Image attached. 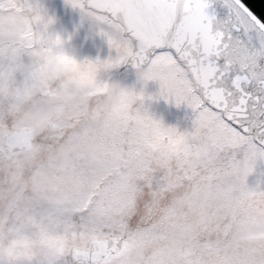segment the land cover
<instances>
[{
  "label": "rangeland",
  "instance_id": "obj_1",
  "mask_svg": "<svg viewBox=\"0 0 264 264\" xmlns=\"http://www.w3.org/2000/svg\"><path fill=\"white\" fill-rule=\"evenodd\" d=\"M133 51L82 0H0V264L94 238L122 241L101 264H264V149L170 52L133 70Z\"/></svg>",
  "mask_w": 264,
  "mask_h": 264
},
{
  "label": "water",
  "instance_id": "obj_2",
  "mask_svg": "<svg viewBox=\"0 0 264 264\" xmlns=\"http://www.w3.org/2000/svg\"><path fill=\"white\" fill-rule=\"evenodd\" d=\"M116 1L123 2L84 0V4L87 8L109 16L123 27L124 35L135 45V51L128 61L129 67L136 62L146 64L150 58L149 52L176 40L179 25L175 29L173 25L178 11L189 20V28L193 34L198 33L201 37L200 50L196 56L181 52L179 47L181 41L177 40L174 46L180 54L179 59L177 57L176 59L188 70L197 93L224 111L228 122L239 125L241 132L252 136L255 142L264 148V139H261L264 136V119H260L264 116V36L260 32H257L255 43L251 36H248L247 41L239 37L226 36L220 45L212 36L211 23L204 25L202 20H198V10L193 0H183V7L179 9L180 0H125L129 5L118 4ZM241 2L264 23V0ZM213 5L217 18L221 14L225 16L228 14L227 0H213ZM143 34L145 41L142 40ZM217 48L227 57L223 66L212 59ZM40 95L48 96L49 92L42 91ZM28 136L29 129H20L17 134L7 135L4 141L7 154L25 150L28 146ZM109 241L112 243L114 240ZM109 241L91 240L89 244L97 245L96 251L73 247L72 262L77 264L80 261L85 263L101 261L108 252L106 247ZM110 249L113 255L120 252L122 241Z\"/></svg>",
  "mask_w": 264,
  "mask_h": 264
},
{
  "label": "snow or ice",
  "instance_id": "obj_3",
  "mask_svg": "<svg viewBox=\"0 0 264 264\" xmlns=\"http://www.w3.org/2000/svg\"><path fill=\"white\" fill-rule=\"evenodd\" d=\"M196 8L198 10V20H202L204 25L211 23L212 25V36L216 38V42L220 45L223 44L226 36L230 37H239L247 41L248 36L253 38V42L256 41L257 32H260L264 36V23H262L254 13L250 11L241 0H227L228 14L225 16L223 14L217 18V15L214 12L213 0H193ZM183 7V0H180L178 9ZM190 21L185 19L184 16L177 12L175 17V24L173 25L174 29L179 25V31L176 33V40H172L170 43H166L161 47H156L153 51L149 52V56L157 55L161 52H170L174 57L179 59V52L177 47L174 45L176 41H181L179 47L181 52L190 53L192 56H196L200 50L201 37L200 35L193 34L189 28ZM245 29H248L246 32ZM88 43L87 40L84 41ZM217 56L219 57L217 59ZM227 57L223 52L217 48L216 54L212 56V59H215L218 64L223 66L224 60ZM199 94V93H198ZM201 99H204L201 95ZM204 106L211 107L213 111H219L221 116L225 119L224 111H221L219 108L210 104L207 99H204ZM260 119H264V116H261ZM231 123V121H229ZM247 123V121H245ZM239 129V125H233ZM242 130V129H241ZM264 139V136L261 137Z\"/></svg>",
  "mask_w": 264,
  "mask_h": 264
},
{
  "label": "bare ground",
  "instance_id": "obj_4",
  "mask_svg": "<svg viewBox=\"0 0 264 264\" xmlns=\"http://www.w3.org/2000/svg\"><path fill=\"white\" fill-rule=\"evenodd\" d=\"M18 1H22V3H23V5L25 6V1L26 0H18ZM82 2H83V4H84V0H82ZM116 3H118V4H128V2L126 1L125 2V0H123V2H120V1H116ZM85 5V4H84ZM129 5V4H128ZM85 9L87 10V11H89V12H91V13H96V14H99V15H101V16H103V17H105L106 19H107V21H110V22H113V23H116L115 21H113L111 18H109V16H107V15H105V14H102V13H98V12H96V11H94V10H92V9H90V8H87L86 6H85ZM117 24V23H116ZM124 30V29H123ZM144 35V34H143ZM142 35V36H143ZM145 35L143 36V41H145ZM133 50L135 51V45H134V43H133ZM134 51H133V53H134ZM133 53L131 54V55H133ZM153 60H154V58H153ZM153 62V61H152ZM180 63V62H179ZM136 64H137V66H136V68H139L140 66H142V65H144L143 63H138V62H136ZM181 64V63H180ZM182 65V64H181ZM183 70H185L186 71V73H187V77H188V79H189V81L191 82V84L194 86V84L192 83V80H191V77H190V75H189V73H188V70L186 69V68H182ZM149 70H146V72H148ZM194 89H195V86H194ZM208 108V107H207ZM210 109V108H209ZM215 112H218V111H215ZM220 113V112H219ZM20 130V129H19ZM19 130H17V131H15V132H11V133H9V134H13V133H15V134H17L18 133V131ZM8 134V135H9ZM30 134H31V131L29 130V136H28V146H29V140H30ZM7 136V135H6ZM6 136H5V138H6ZM5 138H4V141H5ZM20 143V142H19ZM27 146V147H28ZM4 147L6 148V146L4 145ZM28 149V148H27ZM27 149H25V150H23V151H16V152H14V153H12V154H15V153H20V152H24V151H26ZM6 154H7V150H6ZM12 154H10V155H8L7 154V157H10ZM81 249H83V248H81Z\"/></svg>",
  "mask_w": 264,
  "mask_h": 264
},
{
  "label": "flooded vegetation",
  "instance_id": "obj_5",
  "mask_svg": "<svg viewBox=\"0 0 264 264\" xmlns=\"http://www.w3.org/2000/svg\"><path fill=\"white\" fill-rule=\"evenodd\" d=\"M128 40H130L129 38H128ZM131 57V56H130ZM136 66H137V64L135 63L134 65H133V70L135 69V70H139V69H142L141 67H139V68H136Z\"/></svg>",
  "mask_w": 264,
  "mask_h": 264
}]
</instances>
